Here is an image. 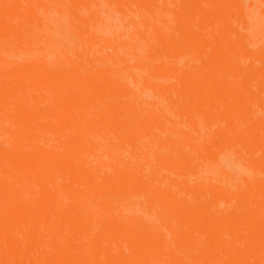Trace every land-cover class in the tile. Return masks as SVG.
Here are the masks:
<instances>
[{
	"label": "bare ground",
	"instance_id": "obj_1",
	"mask_svg": "<svg viewBox=\"0 0 264 264\" xmlns=\"http://www.w3.org/2000/svg\"><path fill=\"white\" fill-rule=\"evenodd\" d=\"M248 1L0 0V264H264Z\"/></svg>",
	"mask_w": 264,
	"mask_h": 264
},
{
	"label": "rangeland",
	"instance_id": "obj_2",
	"mask_svg": "<svg viewBox=\"0 0 264 264\" xmlns=\"http://www.w3.org/2000/svg\"><path fill=\"white\" fill-rule=\"evenodd\" d=\"M206 1H210V2L214 3L215 0L214 1L213 0H206ZM219 1H222V0H219ZM258 1H260V0H258ZM248 4L249 5L247 6V9L250 7V9L248 11V14H249V20L251 21V28H252V30H257L256 32L253 33L254 34L253 37L258 36L259 34L264 35V7L263 6L258 7V5L256 3H254V2L251 3V1H248ZM262 5H264V3ZM187 8H188L187 6H184V10L187 9ZM244 9H246V7ZM107 15L109 17V22L114 26V28H117L118 30H124V27L121 24H119V23H125V22H121L118 18L113 16L111 13H107ZM118 25H119V27H118ZM64 35L67 37L66 34H64ZM68 40H70V39H68ZM252 43L260 44V43H262V41H260V40H258L256 38L254 40L252 39ZM56 58L57 57L54 55V57H52L50 59L54 60ZM190 62L192 64L193 68H194L195 64L199 68L196 58H190ZM194 70H196V72L198 74L201 73V69L200 68L199 69L195 68ZM78 82H79V79H73V80L70 81V83H69L70 91H75L76 94H80V95H84V94L90 92L88 90V88L80 87V84ZM249 91H250L249 89H246L245 93H248ZM64 98H65V95L63 93L62 95L57 96V98L55 99V102L56 103L62 102L64 100ZM254 105H255V108L257 110L264 109V104H261V103H259L257 101L255 102ZM220 112H221L220 109L215 111L216 114H218ZM214 137H215V135L209 134L207 136V138H208L207 140L211 141ZM237 158L238 157H236V156H234V158H231V162L228 163L227 166H226V168L229 171L233 172V173H236V171L239 172L241 170L246 169V165L248 167V164H249L248 161H246V162L244 160L238 161ZM198 208L199 209H203L204 207L201 206V207H198Z\"/></svg>",
	"mask_w": 264,
	"mask_h": 264
}]
</instances>
